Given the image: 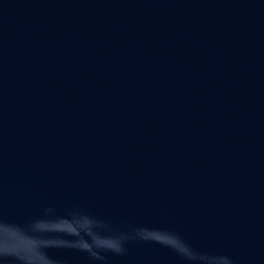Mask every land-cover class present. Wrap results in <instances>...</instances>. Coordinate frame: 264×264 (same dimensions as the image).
<instances>
[{"label": "water", "instance_id": "obj_1", "mask_svg": "<svg viewBox=\"0 0 264 264\" xmlns=\"http://www.w3.org/2000/svg\"><path fill=\"white\" fill-rule=\"evenodd\" d=\"M0 264H264V0H0Z\"/></svg>", "mask_w": 264, "mask_h": 264}]
</instances>
